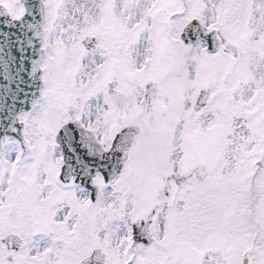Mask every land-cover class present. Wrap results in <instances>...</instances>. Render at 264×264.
I'll return each instance as SVG.
<instances>
[{"label": "snow or ice", "instance_id": "6c2138e0", "mask_svg": "<svg viewBox=\"0 0 264 264\" xmlns=\"http://www.w3.org/2000/svg\"><path fill=\"white\" fill-rule=\"evenodd\" d=\"M0 264H264V0H0Z\"/></svg>", "mask_w": 264, "mask_h": 264}]
</instances>
